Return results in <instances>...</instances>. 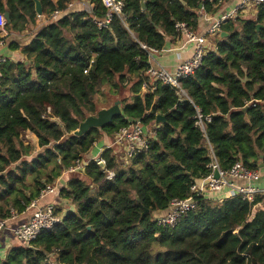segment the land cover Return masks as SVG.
Instances as JSON below:
<instances>
[{"label":"trees","instance_id":"1","mask_svg":"<svg viewBox=\"0 0 264 264\" xmlns=\"http://www.w3.org/2000/svg\"><path fill=\"white\" fill-rule=\"evenodd\" d=\"M39 1L45 18L64 11L41 22L32 0H0V13H9L3 39L24 58L1 67L0 220L11 209L25 211L46 184L77 159H90L98 151L94 144L109 143L122 126L154 127L158 113L165 121L149 148L127 163L106 149L104 169L92 159L83 173L69 175L56 193L75 209L29 246L10 233L15 242L0 264H264V207L253 209L261 196L252 203L238 195L199 196L174 226L154 219L210 173L207 143L223 170L240 162L264 171V4L250 17L223 24L227 35L217 36L216 49L180 80V101L178 88L146 75L149 55L141 45L171 48L176 21L200 33L206 24L200 5L215 15L224 6L218 2L230 0H144V10L140 0H123V20L113 16L107 28L93 21L105 14L101 0H89L92 13L66 9L73 0ZM99 91L120 101L121 115L75 135L100 110ZM195 108L211 116L205 137L194 125ZM26 130L38 147L21 140ZM107 171L114 172L111 179Z\"/></svg>","mask_w":264,"mask_h":264},{"label":"built area","instance_id":"2","mask_svg":"<svg viewBox=\"0 0 264 264\" xmlns=\"http://www.w3.org/2000/svg\"><path fill=\"white\" fill-rule=\"evenodd\" d=\"M101 4L105 9L103 18L93 19L98 28H107L113 16H117L123 20V0H101ZM222 4H224L222 10L215 15L206 12L203 9V6L200 5L198 13L203 21L207 23L200 33L191 30L186 22H175L174 27L177 32V37L178 39L184 40L183 47H189L191 55L183 59L173 72L154 63L155 56L165 50H157L150 47L147 48L145 45H141L143 49L147 50L149 55V67L146 70V75L152 82L158 81L163 85L176 87L183 93L179 85L180 80L193 75L201 65L202 60L207 53L216 49V44L211 38L220 36L223 24L241 18L243 15L254 14L256 7L264 4V0H230L229 2H218V5ZM93 8L94 4L89 0H73L67 3L66 6V9H75L87 13H92ZM63 11V9H55L51 12L48 18L43 17L42 21L58 20ZM5 24L6 18L3 13H0V47L5 44L3 38L7 36ZM7 61L8 59L6 56L0 54V84L2 79L1 67ZM86 71L87 70H84L85 73ZM143 88L145 90V84L143 85ZM151 90H154V88L152 87ZM47 112L50 113L49 108L47 109ZM195 112L194 125L199 128L200 132L205 137L206 123L210 122L211 116L202 114L198 108H195ZM158 125L148 128V126L142 125L139 121H135L126 126H122L114 133L113 138L109 143H106L101 147L94 144V148L98 149L95 155L88 160L77 159L75 164L69 166L63 174L83 173L88 161L92 159L99 165L105 167L106 161L102 156V153L106 149L111 150L112 153H114L123 163H127L130 158L149 148L150 140L155 137ZM207 146L211 159L208 164L210 173L192 183L189 189V196L186 198H172L164 211L158 212L154 215V219L159 226H174L183 215L197 207L198 202L196 197L209 194H222L221 199L238 195L249 203L254 202L258 196H261L263 197V200L258 201L253 206V209L255 210L264 207V189L252 184L260 177L259 171L250 170L240 162H235L230 168L223 170L219 167L211 146L208 143ZM215 170H218L219 172L218 178L214 177ZM113 176V171H107V179H111ZM56 190L57 186L55 183L46 184L40 191L39 198L54 194ZM55 209L56 207L53 204L39 206L38 199L32 200L26 207V210L30 211L28 218L21 221L13 228V235L29 246L32 241L37 238L41 230L50 229L61 222L62 215L56 214L54 212ZM10 212V217L0 220V235L6 228H8V224L17 218V213L13 209H11ZM8 248L9 246L6 244L3 248L0 247V259L5 257Z\"/></svg>","mask_w":264,"mask_h":264},{"label":"crops","instance_id":"3","mask_svg":"<svg viewBox=\"0 0 264 264\" xmlns=\"http://www.w3.org/2000/svg\"><path fill=\"white\" fill-rule=\"evenodd\" d=\"M37 17L40 19L41 22H44L42 21L44 17L42 14H41V18L38 15ZM206 25L207 23L205 24V26ZM24 34L25 33H23V35ZM211 40L215 42L216 37H212ZM26 41L27 39H23V42H26ZM183 42H184L183 39L177 38L176 40H174L173 43L170 44L171 48L165 49V51H162L155 56L154 63L163 67L164 69L170 72H173L175 68L177 67V65L183 59L191 55L190 48L183 47L184 46ZM0 54L6 56V58L11 61H19V60L24 59L19 50L17 51L9 50L6 43L2 47H0ZM20 138L25 144H32L38 147L37 136L34 133L30 132L29 130L23 131L20 134ZM259 173H260V177L258 178V180L254 181L252 184L256 187L264 189V171L261 170ZM69 175H75V174H62L60 177L56 179L55 184L57 188L66 186V183L70 177ZM221 195L222 194H219V196ZM36 199H38L39 206H45L47 204L55 205L57 211L62 216L66 212L73 211L75 209V206L73 203H71V201L66 200V199H61L56 192L54 194H49V195H46L40 198L38 197ZM29 213L30 211L25 209V211H23L22 213L20 214L18 213L17 218L12 220L8 224L7 229H9L10 231L5 232V233L2 232V234L0 235V247L1 248H3L5 244L10 247V244L15 242V239L13 237H9V235L10 233L13 234L12 230L16 225H18L21 221L28 218Z\"/></svg>","mask_w":264,"mask_h":264},{"label":"water","instance_id":"4","mask_svg":"<svg viewBox=\"0 0 264 264\" xmlns=\"http://www.w3.org/2000/svg\"><path fill=\"white\" fill-rule=\"evenodd\" d=\"M34 2V10L36 12V14L38 16H41L42 14V5L40 3L39 0H32ZM140 5H141V9L144 10L145 9V1L144 0H140ZM4 16L6 18V20H8L9 18V13L6 11L4 13ZM262 27V25H257V28ZM227 34L223 31L220 32V36H226ZM25 63H27V61H25ZM184 95V93L179 92L178 93V99L181 101L182 100V96ZM121 104L119 100L114 101V103L108 107V108H102L100 110H98L96 112V114L94 115H90L88 117H86L80 124L77 130L74 131L75 135H82L85 132H87L90 128L92 127H104L105 125L110 124L113 119L117 116L121 115ZM165 121V117L163 114H156L155 115V120H154V127L157 126L158 124H162ZM262 157V155H261ZM102 169H104L103 165H100ZM264 167V163H260L259 164V168H263ZM214 177L218 178L219 177V172L218 170H215L214 172ZM148 210H145L144 213H147ZM89 228V227H88Z\"/></svg>","mask_w":264,"mask_h":264},{"label":"rangeland","instance_id":"5","mask_svg":"<svg viewBox=\"0 0 264 264\" xmlns=\"http://www.w3.org/2000/svg\"><path fill=\"white\" fill-rule=\"evenodd\" d=\"M250 16H252V14L251 15L250 14L243 15L241 18H246V17H250ZM95 101H96V103H97V105L99 106L100 109L108 108V107H110L113 104L112 103V97L109 94H107L106 92L104 93V92H101V91H99L96 94ZM148 128H150V127H148ZM105 144H103V145L102 144H97V146L101 147V146H104ZM8 231H10V230L6 228L4 230V233L8 232Z\"/></svg>","mask_w":264,"mask_h":264}]
</instances>
